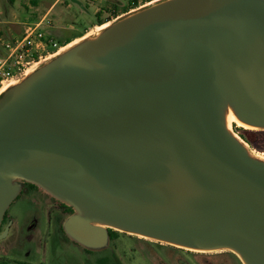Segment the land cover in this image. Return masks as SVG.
Wrapping results in <instances>:
<instances>
[{
    "label": "water",
    "instance_id": "water-1",
    "mask_svg": "<svg viewBox=\"0 0 264 264\" xmlns=\"http://www.w3.org/2000/svg\"><path fill=\"white\" fill-rule=\"evenodd\" d=\"M227 99L264 128V0H164L84 39L0 96V229L21 177L83 208L64 226L87 248L116 224L264 264V162Z\"/></svg>",
    "mask_w": 264,
    "mask_h": 264
},
{
    "label": "rangeland",
    "instance_id": "rangeland-1",
    "mask_svg": "<svg viewBox=\"0 0 264 264\" xmlns=\"http://www.w3.org/2000/svg\"><path fill=\"white\" fill-rule=\"evenodd\" d=\"M55 1L0 0V38L10 40L19 36L23 32L25 23L38 21L47 16V19H51L53 23L46 27V33L51 35L58 45L55 47L56 53L42 65L45 66L71 53L83 40L74 45H69L66 40L83 34L94 24L100 23V20L108 22L119 11H129L142 4L146 5L111 21L109 25H112L130 13L134 14L164 0H152L151 4H146L147 0H135L134 3L130 0H122L125 6L111 4L100 10L98 14L95 13L96 8L100 7L97 0L94 2L89 0L88 3L86 0L75 2L60 0L57 3ZM73 2L74 7L68 8ZM104 29L96 27L88 38L97 39ZM3 40L0 41V54L4 53ZM26 79L10 88L13 91L21 88ZM243 127L238 126L237 123L231 126L232 131L242 139V144L248 153L264 162V132L256 135L251 144L238 132L239 129L246 128ZM250 130L264 131V128L257 127ZM14 182L20 186L21 191L7 211L6 222L12 221V228L8 236L0 240V260L27 261L32 264H245L239 255L229 248L195 251L113 227L112 229L119 232L115 239H108L106 245L100 248H87L75 241L65 230L64 225L69 215L59 204L64 201L41 185L35 184L37 189L27 188L25 183L28 180L24 178L17 177ZM75 211L77 212L76 209ZM101 225L109 227L104 223Z\"/></svg>",
    "mask_w": 264,
    "mask_h": 264
},
{
    "label": "built area",
    "instance_id": "built-area-1",
    "mask_svg": "<svg viewBox=\"0 0 264 264\" xmlns=\"http://www.w3.org/2000/svg\"><path fill=\"white\" fill-rule=\"evenodd\" d=\"M47 16L24 25L21 35L3 40L0 54V96L39 69L55 53L58 43L46 33ZM1 34V32H0Z\"/></svg>",
    "mask_w": 264,
    "mask_h": 264
},
{
    "label": "bare ground",
    "instance_id": "bare-ground-1",
    "mask_svg": "<svg viewBox=\"0 0 264 264\" xmlns=\"http://www.w3.org/2000/svg\"><path fill=\"white\" fill-rule=\"evenodd\" d=\"M109 24L110 23L107 22V23H105L103 25L98 26V28H100V29L106 28V27L109 26ZM74 43H77L76 40H75ZM74 43H70L69 45H72V44L74 45ZM223 116H224V128H225L226 132H228L233 137H235L236 139H238V141H240L241 143H243L242 142V139L239 137V135H237L236 133H234L235 131L234 132L232 131V128H231L232 124L233 123H237L238 126L240 125V126H244L246 128H256L255 126H252V125H250L248 123H245V122H243L242 120H240L238 118V116L236 115V112L234 110V107L232 106L231 102L228 101V99L225 101V108H224V114H223ZM260 156H262V155L260 154ZM59 197L62 198L63 200H65V201H67L68 203L73 204L78 210H80V211L83 212V208L80 207L79 204H77V202L71 200L69 197H67V198L66 197H63V196H59ZM113 225H114L113 226L114 228L123 230L122 227H120V226H118L116 224H113ZM137 234H139L140 236H143V237L150 238V239L153 238V237H150V236L143 235L141 233H137ZM153 239H156V238H153ZM168 243H172V244H176L178 246H182L181 244H177V243H173V242H168ZM186 248L192 249V250H195V251H209V250H212V249H201V248H194V247H186ZM231 250H233L237 255H239V257L244 261V263L247 264L246 261H245V259H244V257H243V255L239 251H237L235 249H231Z\"/></svg>",
    "mask_w": 264,
    "mask_h": 264
},
{
    "label": "crops",
    "instance_id": "crops-1",
    "mask_svg": "<svg viewBox=\"0 0 264 264\" xmlns=\"http://www.w3.org/2000/svg\"><path fill=\"white\" fill-rule=\"evenodd\" d=\"M60 0H56L55 1V3H57V2H59ZM74 2L75 1H77V0H73ZM92 2H94V1H96V0H91ZM98 1V5H100V7H97L96 8V10H95V13L96 14H98L99 12H100V10H102L103 8H105V7H107V6H109V5H111V4H116L117 6H125V4H123V2H122V0H97ZM125 1H129V0H125ZM130 1H133L132 3H134V1L135 0H130ZM74 2L73 3H70L69 5H68V8H73L74 7ZM86 2L88 3L89 2V0H86ZM152 2V0H147L146 1V4H149V3H151ZM54 3V4H55ZM53 6V5H52ZM51 6V7H52ZM87 6H88V4H87ZM143 6H146L145 4H142V5H140V6H137L136 8H131L129 11H119V12H117L116 13V16H114V18H112V19H109L108 20V22L110 23L111 21H113V20H116V19H118L119 17H121V16H124V15H126L127 13H129V12H131V11H133V10H135V9H140V8H142ZM51 7H50V9H51ZM49 9V10H50ZM49 10H48V12L47 13H49ZM133 13H130L128 16H130V15H132ZM99 20H100V18H99ZM50 25H52V20L50 19ZM100 22H103V24L104 23H106V21H102V20H100ZM49 25V26H50ZM100 24L98 23V24H94L91 28H89L88 30H86L83 34H81V35H79V36H76V37H74V38H72V39H68V40H66L67 42H68V44H70V43H74L75 42V40H76V42H79V41H81V40H83V39H85V38H88L89 36H90V34L94 31V29L96 28V27H98ZM102 25V24H101ZM48 26V27H49Z\"/></svg>",
    "mask_w": 264,
    "mask_h": 264
},
{
    "label": "trees",
    "instance_id": "trees-1",
    "mask_svg": "<svg viewBox=\"0 0 264 264\" xmlns=\"http://www.w3.org/2000/svg\"><path fill=\"white\" fill-rule=\"evenodd\" d=\"M106 23H107V22H106ZM99 24H100V25H101V24L103 25V22H100ZM104 24H105V23H104ZM100 25H99V26H100ZM243 128H245V127H243ZM250 129H255V128L239 129L238 132H239L240 136H241L245 141H247L248 143L253 144L252 139H253L256 135H258V134H260V133H262V132H264V131H262V130H250ZM25 186H26L27 188H32V189H33V188H36V189H37V186H36L34 183H31V182H26V183H25ZM59 204H60V206L62 207V209L64 210V212H65L66 214L71 215V214L75 213V210L73 209V207L67 205L66 203H64V202H60ZM7 211H8V210H7ZM7 211H6V213H5L4 220L7 219ZM108 231H109V238H110V239H115V238L118 236V234H119L118 231H116V230H114V229H112V228H108ZM0 264H32V263L27 262V261H15V262H9V261H6V260H0ZM38 264H46V263H38Z\"/></svg>",
    "mask_w": 264,
    "mask_h": 264
},
{
    "label": "flooded vegetation",
    "instance_id": "flooded-vegetation-1",
    "mask_svg": "<svg viewBox=\"0 0 264 264\" xmlns=\"http://www.w3.org/2000/svg\"><path fill=\"white\" fill-rule=\"evenodd\" d=\"M8 224H10L9 226H10V230H11V228H12V221L11 222H8V221L6 222V220H3L2 227H1V230L0 231H2Z\"/></svg>",
    "mask_w": 264,
    "mask_h": 264
}]
</instances>
